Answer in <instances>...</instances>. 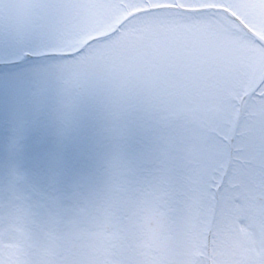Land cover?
I'll list each match as a JSON object with an SVG mask.
<instances>
[{"label":"flooded vegetation","instance_id":"obj_1","mask_svg":"<svg viewBox=\"0 0 264 264\" xmlns=\"http://www.w3.org/2000/svg\"><path fill=\"white\" fill-rule=\"evenodd\" d=\"M57 1L61 6L54 20L58 34L55 39L43 34L52 17H23L22 8L16 9L11 1L5 2L7 7L4 11L0 9V20H4L0 23V60L25 51L70 49L110 27L119 16L114 9H104L113 0ZM138 3L124 1L116 7ZM105 16L113 17L104 25ZM78 21L82 27L76 25ZM35 36L39 39L38 48H34ZM147 36L119 31L105 38L111 40L103 43L113 52L110 58L119 55L115 49L129 50L132 60L137 61L134 67L142 68L120 73L112 67L116 64L112 62L96 80L92 59L98 61L102 56L95 47L89 48L102 40L75 56L49 58L52 61L44 67L28 62L0 66V229H50L53 237L32 243L24 238L20 248L15 249L23 262L33 258L35 264H66L72 256H83L85 247L77 241L84 239L83 245L95 242L103 246L104 233L111 230L116 236L122 233L132 238L130 232L137 229V221L144 223L142 200L151 191L154 164L146 155L148 151L158 150L157 146L153 147L156 130L152 125L158 111L161 168L165 175L162 188L166 200L172 196L173 188L166 175L171 170L168 162L175 160L173 144L177 140L170 138V125L175 126L174 131L179 135L180 121L176 116L173 121L169 119L167 89L160 107L154 103L150 89L139 97L132 94L134 87L152 85L147 73L152 71V37ZM45 41L54 45L47 46ZM183 113L185 119L193 121L191 125L200 141L215 144L223 131L231 129L233 102L229 98L225 109L219 111L214 107L209 111L197 107L193 114ZM207 147V143L199 142L196 150H205L209 157ZM238 151L239 163L232 170L245 186L236 183L240 188L236 198L249 209L256 203H264V196L257 193L264 190V112L252 110L246 116ZM42 153H46L47 160H40ZM197 157L203 154L198 153ZM215 160L209 162L215 165ZM177 222H181L179 217ZM261 228L264 231V224ZM56 229H71L74 234L65 238L67 241H57ZM78 229L88 235L83 236ZM126 260L130 261V257Z\"/></svg>","mask_w":264,"mask_h":264},{"label":"rangeland","instance_id":"obj_2","mask_svg":"<svg viewBox=\"0 0 264 264\" xmlns=\"http://www.w3.org/2000/svg\"><path fill=\"white\" fill-rule=\"evenodd\" d=\"M26 1L27 3H25L24 0L18 1L15 8H22L21 15L23 17H39L42 19L52 17L47 23V30H44L43 34L48 38H58V34H55L57 29L55 30L54 20L55 17H57V11L61 3L57 0L41 3L35 2L34 0ZM124 1L133 2L134 0H113L109 5H104V9L108 7L109 11L114 9L117 15H123L128 10L132 9V6L126 4H123L121 8L116 7ZM136 1H140L141 5L162 1L182 2L187 5H198L208 2L223 4L234 8L252 26L258 28L264 34V0ZM112 17L113 16H105L103 24L105 25ZM2 21L4 22V20ZM76 25L82 27L80 21L76 22ZM129 26L134 27V29H130L131 27ZM121 31L132 32L139 36L140 33L147 34L148 36L151 35L152 57L156 60V64H154V69L152 71L153 78L150 72H147L154 83V85L152 84L151 90L160 93L159 83H161V80L168 83L166 80L167 76L176 78L174 86L170 85V82L168 83L170 85L169 90L171 91L170 98L172 95L175 97L172 103L173 111H177L187 98L193 99L194 104L199 101H204L208 110H210L212 108L211 105L214 104L216 105L214 108L217 110L220 105L225 104L226 99L230 95L233 96L231 99L235 100V94L240 92L242 89L241 87L246 86L256 74L264 69V46L254 41L250 36L242 32L236 25L220 14H181L178 12L153 13L150 16L137 17L127 24V27H123ZM164 38H168V40H165L167 41L168 49H166L164 53H161L163 46V42L161 41ZM32 40L34 48H38V37L35 36ZM109 41L111 40L104 39L89 48L92 50L95 47L100 51L99 53H101L102 56L98 61L92 59L96 65V67L92 68L94 80L99 79L102 69L104 67H110V63L112 62L116 63L112 67L120 73L124 71L134 72L142 68L134 67L137 61L135 62L132 60L129 50L122 51L115 49L119 55L110 58L109 55H112L113 52L110 53V46L103 44ZM44 43L47 46L54 45L50 41H45ZM166 54L168 55V63L164 59ZM51 61L52 59L49 60V58H47L34 61L33 63L36 64V67H44ZM123 64L130 65L131 67H124ZM156 67H160V71ZM105 69L107 70V68ZM165 70L168 71V74H166ZM176 70L183 76L180 82H177L179 79ZM194 70H197L196 75ZM161 71L163 75L155 77L154 73H161ZM142 72L143 74L146 73L144 70H142ZM189 109L191 110L192 108ZM152 125L156 129L161 128L157 118L153 120ZM227 139L228 132L223 131L221 140L218 141L217 144H212L209 140L207 141L208 150L210 153L212 152V158L216 159L214 176L220 177L223 171L227 154ZM209 146H212L214 151ZM186 151L187 150L183 151V157L188 156V152ZM174 156H177L174 161H181V155H177L174 152ZM159 157L160 154L158 153V160ZM194 160L195 162L197 161L196 159ZM174 164L173 161L168 162L169 167H172ZM158 166V163L153 166V177H158L161 174V169L156 168ZM236 166L237 164H235L234 169ZM203 169V166H198L189 171H184L183 173L179 172L182 177L180 180L176 179L174 184L175 193H173V198L170 200V203L179 212L184 211V215H186L185 217L187 219L183 226L184 229H192L193 223L196 221L195 215L200 213L198 229H201L200 238L202 241L205 239L214 196L211 191V185L209 186L205 175L202 174ZM177 174V171L172 172L174 176ZM210 182H212V179ZM236 183L245 186L244 183L242 184L241 179L235 176L233 171L231 177H228L226 186L222 192V202L220 204L215 228L218 231L216 232V238L219 241H222L219 238L222 237L223 233L226 231L225 229H243L245 231L249 229L253 232L254 230L252 229H262L260 224L264 223V204L256 203L254 209L249 211L246 208V204L236 198L237 194L240 192V188L236 187ZM156 184L157 178L151 185L155 187L157 186ZM249 190L251 191L252 187ZM258 193L264 195V190H258ZM156 194H160V192L158 193L157 191ZM174 218V221L172 220L171 229H177L176 217L174 216ZM221 229H223V231ZM262 242V237L258 236L256 247H260Z\"/></svg>","mask_w":264,"mask_h":264},{"label":"water","instance_id":"obj_3","mask_svg":"<svg viewBox=\"0 0 264 264\" xmlns=\"http://www.w3.org/2000/svg\"><path fill=\"white\" fill-rule=\"evenodd\" d=\"M165 8H168V9H180V10H183V11H186V12H194V11H204V10H214V11H224L229 17H231L232 19H234L235 21L238 22V24H240V26L246 30L248 33H250L252 36H254L256 39H258L259 41H261L263 44H264V37H262L261 35H259L258 33H256L254 30H252L238 15L234 14L232 11H230L228 8H225V7H221V6H214V5H209V6H204V7H196V8H188V7H182L180 5H172V4H162V5H159V6H155V7H150L148 9H140L132 14H130L129 16L131 15H134L136 13H140V12H143V11H146V10H154V9H165ZM127 16V17H129ZM126 17V18H127ZM112 32V31H111ZM110 33V32H109ZM108 35V34H107ZM104 36V35H103ZM98 37H94V38H91L89 39L88 41H86L83 46H81V48H83L88 42L96 39ZM27 56H34V55H30V54H27ZM22 58L16 62H19L21 61ZM264 82V72L262 74V76L260 77V79L255 83V85H253V87L251 89H249L241 98V102H240V109H239V113L236 117V120H235V124H234V130H233V136L231 138V141H230V156H229V159H228V164H227V167L225 169V173H224V176L223 178L225 177L227 171H228V168L230 166V161H231V153H232V141H233V137L235 135V132H236V128L238 126V122H239V119H240V115L242 113V107H243V104H244V101L245 99L247 98V96H249L250 94H252L255 90L258 89V87ZM219 188H220V185L218 187V189L216 190V200H215V203H214V209H213V213H212V217H211V221H210V225H209V232H208V241L210 243V238H211V232H212V229H213V225H214V220H215V216H216V210H217V206H218V199H219ZM152 228L154 229H161V224H158V225H154L152 224Z\"/></svg>","mask_w":264,"mask_h":264},{"label":"bare ground","instance_id":"obj_4","mask_svg":"<svg viewBox=\"0 0 264 264\" xmlns=\"http://www.w3.org/2000/svg\"><path fill=\"white\" fill-rule=\"evenodd\" d=\"M218 181H219V180H216V181L214 182V186H216V185H217Z\"/></svg>","mask_w":264,"mask_h":264}]
</instances>
